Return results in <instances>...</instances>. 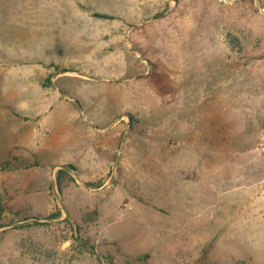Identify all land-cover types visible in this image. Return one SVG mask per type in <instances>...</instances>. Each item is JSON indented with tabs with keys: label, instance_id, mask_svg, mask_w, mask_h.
I'll list each match as a JSON object with an SVG mask.
<instances>
[{
	"label": "rangeland",
	"instance_id": "1",
	"mask_svg": "<svg viewBox=\"0 0 264 264\" xmlns=\"http://www.w3.org/2000/svg\"><path fill=\"white\" fill-rule=\"evenodd\" d=\"M0 264H264V0H0Z\"/></svg>",
	"mask_w": 264,
	"mask_h": 264
},
{
	"label": "crops",
	"instance_id": "2",
	"mask_svg": "<svg viewBox=\"0 0 264 264\" xmlns=\"http://www.w3.org/2000/svg\"><path fill=\"white\" fill-rule=\"evenodd\" d=\"M109 129L102 128V129H97V132H102V134L99 135H105ZM97 149L100 152H108L109 149H111V153L113 150V143L112 141H109L108 139H98L97 141ZM2 228V227H1Z\"/></svg>",
	"mask_w": 264,
	"mask_h": 264
},
{
	"label": "trees",
	"instance_id": "3",
	"mask_svg": "<svg viewBox=\"0 0 264 264\" xmlns=\"http://www.w3.org/2000/svg\"><path fill=\"white\" fill-rule=\"evenodd\" d=\"M64 172H63V170H59V172L57 173V178H58V180H59V177L63 174ZM59 187V186H58ZM59 215V214H58Z\"/></svg>",
	"mask_w": 264,
	"mask_h": 264
}]
</instances>
